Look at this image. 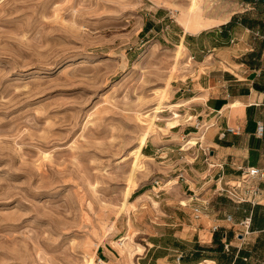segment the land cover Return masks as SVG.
Instances as JSON below:
<instances>
[{"label":"rangeland","instance_id":"obj_1","mask_svg":"<svg viewBox=\"0 0 264 264\" xmlns=\"http://www.w3.org/2000/svg\"><path fill=\"white\" fill-rule=\"evenodd\" d=\"M151 5L183 32L189 15L211 26L218 11L209 0L191 11L190 0H0V264H136L161 232L168 168L142 157L125 206L124 192L138 135L184 120L170 103L193 61L186 46L176 59L179 42L138 33Z\"/></svg>","mask_w":264,"mask_h":264},{"label":"crops","instance_id":"obj_2","mask_svg":"<svg viewBox=\"0 0 264 264\" xmlns=\"http://www.w3.org/2000/svg\"><path fill=\"white\" fill-rule=\"evenodd\" d=\"M209 1L218 6L215 22L197 32H183L169 9L153 5L138 30L159 44L183 42L193 72L173 86L170 104L184 120L166 122V133L150 134L141 148L168 168L162 181L170 188H162L169 205L152 225L161 232L146 235L136 264H264V179L241 176L245 167L264 170V0ZM248 216L243 234L238 223ZM111 253L96 251L107 262Z\"/></svg>","mask_w":264,"mask_h":264},{"label":"bare ground","instance_id":"obj_3","mask_svg":"<svg viewBox=\"0 0 264 264\" xmlns=\"http://www.w3.org/2000/svg\"><path fill=\"white\" fill-rule=\"evenodd\" d=\"M196 4H197V0H190V8H189V10L190 11L193 10L196 7ZM182 24H183L185 32H197L200 29L205 27L204 22L198 21L197 19L195 20V18L191 17L190 15H189V17L185 18L182 21ZM183 51H184V44H183V42H180L179 44H177L175 46V51H174L175 57H176L177 60L182 59ZM165 91L166 92L169 91V87L165 88ZM176 105L179 107V103L176 104ZM161 111H163V110L160 108V106H157L155 108V113H158V112L161 113ZM151 131H152V128H151ZM149 133L150 132H148V131L147 132H143L140 135H138V137L136 139V148L133 151L134 152V160H133V163H132V166H131V170L129 172L128 186H127V188L125 189V192H124L123 206L129 204V202L127 200L128 197H130V195L133 193V191L138 188L137 183L134 181V175H135L136 171H138V170L141 171L142 170V166L143 165H142V162H141V158L144 157V155L141 153V148L148 141L149 136H150ZM233 184H236V182H234ZM122 245H124V244H122ZM93 261H94L93 257L91 255H89V256H87V259L85 260L84 263L85 264H94ZM99 261L101 262V264H108L106 262H103L101 259H99Z\"/></svg>","mask_w":264,"mask_h":264},{"label":"built area","instance_id":"obj_4","mask_svg":"<svg viewBox=\"0 0 264 264\" xmlns=\"http://www.w3.org/2000/svg\"><path fill=\"white\" fill-rule=\"evenodd\" d=\"M257 129H258V132L261 133L262 126L258 125ZM241 176L244 179L255 177V176H258L261 179H264V170L259 169L258 167H253V166L245 167V168L241 169ZM239 185H240V183L237 182V184H234L232 186L239 187ZM226 193H228L229 195L235 197L234 191H230L229 192V191L226 190ZM200 211H201L200 208H198V207L194 208V217L195 218L199 217ZM225 219H226V221L230 222L231 221V215H226ZM238 224H239V226L242 227V231L241 232L243 234L249 233V226H250V217L249 216L248 217H244L241 221H239ZM218 228H219V226H217V225H213L211 227L212 231H216V230H218ZM261 230L264 231V218L262 220V228H261ZM224 249L225 250L229 249V243L228 242L224 243Z\"/></svg>","mask_w":264,"mask_h":264}]
</instances>
